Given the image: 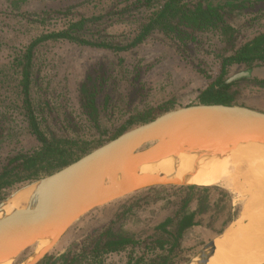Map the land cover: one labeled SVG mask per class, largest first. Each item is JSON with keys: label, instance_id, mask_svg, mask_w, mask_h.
<instances>
[{"label": "trees", "instance_id": "16d2710c", "mask_svg": "<svg viewBox=\"0 0 264 264\" xmlns=\"http://www.w3.org/2000/svg\"><path fill=\"white\" fill-rule=\"evenodd\" d=\"M113 2L105 12L80 16L77 19L70 18L64 28L41 34L15 57L13 65L18 62L21 74L19 94L23 103L22 113L33 135L34 143L28 150L10 154L1 168L0 204L23 185L47 177L79 160L102 145L105 139L109 142L172 109V102L156 106H134L133 98L129 96L125 99V95L117 87L116 80H113L114 88L103 94L110 77H106L105 72L89 74L79 87V98L86 122L99 136L96 144L85 139L79 121L74 120L71 114L65 111L63 113L65 122L61 129L51 128L45 118V108L48 109V113L56 112V109L50 107L47 101L42 105L36 103L32 96V88L34 86L40 88L37 82L39 77L34 74V61L42 44L48 41H64L105 49L116 54L129 52L148 39H156L176 48L178 52L185 53L184 48L198 42L199 36L217 33L224 46L222 53L217 55L220 60V71L216 79L199 96L204 104L235 105L238 94L235 87L243 79L230 80L228 78L230 68L234 65L245 64L251 67L264 64V31L243 44L239 41L240 29L234 25L245 10L264 4V0H113ZM55 13L65 17L74 15L69 8ZM118 19L125 20L133 26V30L126 37H122V40L107 32L109 24ZM100 22L105 25L99 26ZM120 64L122 65V60H119ZM206 77L211 78L209 75ZM254 82L264 87V80ZM115 119L116 123L109 127L107 123ZM166 191L168 193H165ZM214 191L222 194L221 205L211 202L210 194ZM223 196H229V193L217 186H155L141 190L122 200L114 216L86 238L81 259L72 256L69 264L80 262L89 264L91 259L98 261L104 254L129 247L131 253L126 264H188L194 253L192 249L183 246V239L190 229L203 225L202 217L207 215L213 206L215 211L220 207H227L229 211V216L221 223V230L216 232L219 235L237 219L239 211L233 212L231 197L224 200ZM162 200H167L173 209L155 227L152 235L139 240L135 238L134 233L124 229L122 219L135 208ZM193 204H196L194 209ZM215 219L216 217L211 215L206 226L213 229ZM137 247H144L141 256L134 255ZM51 260L52 258L46 255L37 264H52Z\"/></svg>", "mask_w": 264, "mask_h": 264}, {"label": "rangeland", "instance_id": "374dc122", "mask_svg": "<svg viewBox=\"0 0 264 264\" xmlns=\"http://www.w3.org/2000/svg\"><path fill=\"white\" fill-rule=\"evenodd\" d=\"M113 3V0H0V170L10 154L28 150L34 143L33 135L22 113L23 103L19 94L21 74L18 62L13 65L15 57L41 34L62 29L71 19L105 12ZM67 8L71 10L73 16L68 18L55 13ZM102 24L105 25L101 22L98 25ZM234 25L240 29L239 41L243 44L263 32L264 4L245 10ZM132 30L133 26L129 22L119 19L111 22L107 28V32L117 36L119 40ZM223 47L217 33L199 36L198 42L184 48L185 53L178 52L176 48L156 39H148L129 52L116 54L109 50L64 41H48L42 44L36 53L34 74L39 77L37 82L40 88L35 86L32 88L33 100L41 105L47 101L50 107L56 109V112L48 113V109L45 108V118L51 128L61 129L65 122V114H63L65 111L71 114L74 120L79 121L82 135L85 139L94 141L95 145L99 136L89 127L80 108L79 87L86 81L87 75L105 72V76L110 78L103 94L114 88L113 80H116L117 87L125 95V99L129 96L133 98L134 106H156L172 102L170 110H174L204 104L199 96L219 74L220 60L217 55L222 53ZM119 60H122V65H119ZM257 66L264 64L251 67L245 64L234 65L230 68L228 78ZM206 75L211 78H207ZM255 80L264 79H243L235 87L238 92L235 105L264 112V87L255 83ZM101 98L102 96L99 101ZM113 123H116V119L108 122L107 125L112 127ZM105 142L107 143L106 139ZM105 142L103 141V144ZM253 165L255 164L247 158L243 161V170H249ZM37 181L23 185L9 197ZM255 181V177L250 175V178H247L248 184L243 183V180L241 184L246 188L252 182L255 184ZM214 186L229 193V196H223L224 200L231 197L233 212L237 213L247 189L244 190L245 192L242 189L240 193L224 184ZM127 197L95 209L73 224L46 254L52 258V264H69L72 256L81 259L86 238L97 227L106 224L114 216L122 200ZM221 198L222 194L218 191L210 194L213 204L221 205ZM195 207L196 204H193L192 208ZM220 208L215 211L213 206L212 210L202 217L203 225L190 229L183 239V246L192 249L194 253L189 263L196 262L197 254L219 235L216 232L221 230L222 221L229 216L227 207ZM172 209L173 206L167 200L135 208L122 219L124 229L134 233L136 239H145L153 234L155 227L170 214ZM211 215L216 217L213 229L206 226L210 222ZM143 248L137 247L134 255L141 256L144 253ZM32 252L33 248H29L11 264H23ZM130 253L129 247L104 254L98 261L91 259L88 263L126 264Z\"/></svg>", "mask_w": 264, "mask_h": 264}, {"label": "water", "instance_id": "95a60500", "mask_svg": "<svg viewBox=\"0 0 264 264\" xmlns=\"http://www.w3.org/2000/svg\"><path fill=\"white\" fill-rule=\"evenodd\" d=\"M257 78L264 79V66L242 71L230 80ZM176 133L196 137L238 138L260 145L264 144V112L239 105L198 104L170 110L126 131L36 182L42 184L41 208L17 211L0 223V260H8L11 264L26 250L34 248L39 238L51 236L47 250L29 263L37 264L73 224L95 209L142 189L184 184L180 179L156 174L133 175L135 162H151L174 151L169 147L168 139ZM119 161L123 162L122 181L105 184L106 176ZM214 247L215 241L212 240L197 254L195 259L198 264H207Z\"/></svg>", "mask_w": 264, "mask_h": 264}, {"label": "bare ground", "instance_id": "6f19581e", "mask_svg": "<svg viewBox=\"0 0 264 264\" xmlns=\"http://www.w3.org/2000/svg\"><path fill=\"white\" fill-rule=\"evenodd\" d=\"M168 143L171 149H175L174 151L167 152L151 162H135L133 175L156 174L177 178L184 184L197 186L224 184L236 192L244 187L241 181L248 184L247 178L249 179L252 175L256 180V185L252 182L254 201H264V195H262L264 192V144H253L238 138L186 136L183 133L171 135ZM247 158L255 165L249 170H243V161ZM122 179L123 162L119 161L115 169L106 176L105 184H113ZM41 195V183H35L17 192L0 206V223L11 218L17 211L41 208ZM51 240V236L39 238L24 264L32 263L39 258L47 250ZM255 250H263V259L264 238L255 246ZM252 252H254L253 249L248 251V254ZM243 260L242 247L238 255H233L229 259V264H243ZM0 264L10 263L3 259L0 260Z\"/></svg>", "mask_w": 264, "mask_h": 264}, {"label": "crops", "instance_id": "0c3cea01", "mask_svg": "<svg viewBox=\"0 0 264 264\" xmlns=\"http://www.w3.org/2000/svg\"><path fill=\"white\" fill-rule=\"evenodd\" d=\"M251 185L243 187V192L245 189L247 192L240 203L237 219L222 234L213 238L215 249L207 264H229V259L238 255L242 247L243 264H264L263 250H255V246L264 238V201H254V189ZM252 249L254 252L249 255L248 251ZM198 263V260L193 262Z\"/></svg>", "mask_w": 264, "mask_h": 264}]
</instances>
